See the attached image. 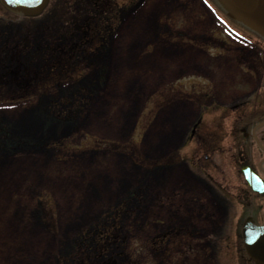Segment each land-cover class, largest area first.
I'll return each mask as SVG.
<instances>
[{
	"label": "rangeland",
	"instance_id": "1",
	"mask_svg": "<svg viewBox=\"0 0 264 264\" xmlns=\"http://www.w3.org/2000/svg\"><path fill=\"white\" fill-rule=\"evenodd\" d=\"M216 6L48 0L39 15L19 16L0 4V74L21 62L27 73L17 75L23 83L0 81V92L23 95L0 102V264H61L59 256L71 264L82 234L112 218L126 236L119 252L137 253L142 264L243 263L226 241L233 227L213 243L197 240L187 200L197 170L186 164L193 142L181 134L197 109L179 87L207 85L235 99L264 91V42L244 51L218 17L237 34L242 28ZM74 21L89 28L88 43L75 61L58 64L46 45L79 37ZM24 34L28 48L10 61L5 42ZM149 238L158 243L145 249Z\"/></svg>",
	"mask_w": 264,
	"mask_h": 264
},
{
	"label": "flooded vegetation",
	"instance_id": "2",
	"mask_svg": "<svg viewBox=\"0 0 264 264\" xmlns=\"http://www.w3.org/2000/svg\"><path fill=\"white\" fill-rule=\"evenodd\" d=\"M243 32L234 30L228 35L236 36V45L249 52L252 41H261ZM182 77H193V73ZM203 78L208 80L207 76ZM206 82L212 85V80ZM182 85L179 95L194 98L197 109L195 119L181 134L183 142H193V159L186 164H193L197 170V191L187 192V200L193 203L196 238L213 243L214 237H221L223 226L229 225L233 232L226 241L230 238L235 244L242 264H256L244 253L243 226L264 227V91L253 92L254 97L244 92L235 99L228 98L226 91L215 95L207 85H198L193 92ZM207 108L212 113L209 119L203 118ZM216 114L218 119L213 118ZM222 116L227 122H222ZM213 155L224 162L215 161ZM225 164L229 175L224 172Z\"/></svg>",
	"mask_w": 264,
	"mask_h": 264
},
{
	"label": "trees",
	"instance_id": "3",
	"mask_svg": "<svg viewBox=\"0 0 264 264\" xmlns=\"http://www.w3.org/2000/svg\"><path fill=\"white\" fill-rule=\"evenodd\" d=\"M72 23V31L77 32L79 37L75 40L71 41L68 45L60 46L55 41L49 42L46 45V51L53 54V56H57L56 63L60 64L62 62H73L75 61L76 51L81 48L86 47L87 40L86 37L90 34L88 31V27L85 24H78L77 21ZM21 39H14L11 42H5L7 47V53L9 54L10 61L13 59L19 58V55L24 49L28 48L29 40L27 41V36L24 34L20 37ZM12 44V46H10ZM25 65L21 62V66L17 69L11 68L10 71L7 70L6 73L0 74V81L3 83L4 78L9 81L15 82L16 84L23 83L24 76L19 79L18 74H24ZM64 65V64H63ZM61 66V65H60ZM21 72V73H19ZM5 74L7 77H5ZM27 74V73H26ZM4 77V78H3ZM10 78L12 80H10ZM21 85V84H19ZM17 86V85H16ZM20 86H18L19 88ZM12 95V94H11ZM23 95L10 96L8 93L0 92V102L3 101H13L22 98ZM116 212V211H115ZM114 213V212H113ZM115 215V213H114ZM116 217V216H113ZM118 218V217H117ZM116 219L112 218L109 223L105 222V225H100L91 231H85L81 238L80 242L76 244V249L73 254L70 256L71 264H121L120 260L123 259L124 262L122 264H142L143 257L138 256V254H134V259H132L131 254H123L118 247L122 242L125 241L126 236L122 232V228L119 223H115ZM89 232V233H88ZM173 231H170V233ZM93 233L91 238H88L90 234ZM88 241V242H86ZM88 243V244H87ZM157 238H149L143 242L145 249L152 247V245L157 244ZM87 244V247H86ZM106 253H109L107 256ZM60 257L61 264H68L67 258L64 256ZM129 257V258H128ZM134 260V262H132Z\"/></svg>",
	"mask_w": 264,
	"mask_h": 264
},
{
	"label": "water",
	"instance_id": "4",
	"mask_svg": "<svg viewBox=\"0 0 264 264\" xmlns=\"http://www.w3.org/2000/svg\"><path fill=\"white\" fill-rule=\"evenodd\" d=\"M48 0H0L9 11L19 15H36ZM232 21L264 41V0H213ZM246 232V234H245ZM244 249L256 264H264V227L244 225Z\"/></svg>",
	"mask_w": 264,
	"mask_h": 264
}]
</instances>
